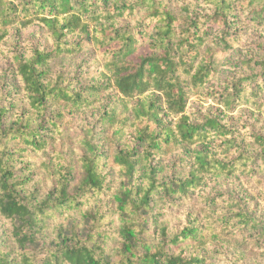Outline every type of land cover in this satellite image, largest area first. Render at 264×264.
Masks as SVG:
<instances>
[{
	"label": "trees",
	"instance_id": "obj_1",
	"mask_svg": "<svg viewBox=\"0 0 264 264\" xmlns=\"http://www.w3.org/2000/svg\"><path fill=\"white\" fill-rule=\"evenodd\" d=\"M171 5L172 0H0V44L17 24H41L52 38L50 53L35 50L30 58H13L15 94L25 99L27 109L14 111L10 94L0 93V217L10 223L12 244L8 249L0 242V264L207 263L201 249L223 238L227 228L216 233L189 224L174 233L166 227L152 231L156 206L189 198L206 177L264 173V135L237 143L224 123L234 104L246 101L247 88L251 96L264 88V44H258L257 56L236 63L248 74L220 94L214 115L195 121L187 114L191 98L233 51L234 24L246 19L264 27V0ZM72 37L80 40L70 42ZM84 47H92L101 60L95 74L100 83L75 90L61 75L50 78L51 59L77 55ZM109 92L113 101L78 139L83 150L79 179L72 184L68 166H59L44 196L28 192L31 180L18 175L16 164L28 151L45 148L46 131H60L57 121L63 114L53 106H66L75 115L94 108ZM216 141L225 157L212 153ZM175 148L183 149L178 164L190 163L185 175L163 158ZM229 153L235 154L232 159ZM104 159L114 174L104 173ZM113 180L116 228L101 208L87 207L106 194ZM227 211L225 224L237 220L234 228L252 230L264 243V226L248 211L241 206ZM112 233L118 238L115 247L107 245Z\"/></svg>",
	"mask_w": 264,
	"mask_h": 264
},
{
	"label": "rangeland",
	"instance_id": "obj_2",
	"mask_svg": "<svg viewBox=\"0 0 264 264\" xmlns=\"http://www.w3.org/2000/svg\"><path fill=\"white\" fill-rule=\"evenodd\" d=\"M185 0H172V8H179ZM246 19H241L234 24L233 30L238 31V41L233 51L221 62L216 75L207 81L204 88L194 95L188 105L187 114L193 120H201V116L207 113L215 114L220 108L218 100L220 94H227L228 88L238 79L246 76L248 71L237 67V62L253 56H257L258 44H264V27L248 24ZM247 22V23H246ZM128 22H126L127 24ZM80 40L72 37L70 42ZM50 53L52 51V38L41 24L35 23L26 28L17 24L9 29L5 40L0 44V93L10 94L8 102L14 105V111L23 112L27 109V102L15 94L19 90V84L11 73L13 58L15 56L30 58L35 51ZM101 66V60L92 47H84L83 50L71 57H58L51 59L49 63L50 78L61 75L67 81L70 80L73 89L79 90L90 83H100L101 80L95 74ZM264 86V83H261ZM256 89V86L253 87ZM251 88L245 91L246 101L236 103L235 110L228 111L224 123L231 129L237 138V143L251 142L255 134L264 135V88L256 96L250 95ZM110 93V92H109ZM103 94L102 100L94 108L86 109L75 115L68 114L66 106L55 104L52 111H60L63 117L57 121L59 132L46 131L45 138L48 141L42 151H28L17 161L16 169L19 176L29 177L31 184L28 192L35 191L39 196H44L55 184V172L59 166H68L67 172L74 184L79 179L78 160L83 155V150L77 144L79 137L87 126H93L103 109L113 101L112 93ZM248 96V97H247ZM97 133V129L94 128ZM218 141L211 145L213 154L222 158L223 153L218 150ZM22 146L16 145V148ZM106 149L111 151L109 144ZM183 155V149L175 148L167 152L163 157L169 166L173 163L176 173L185 175L190 163L181 166L179 158ZM235 154L229 153L233 158ZM108 159L102 161L105 174H114L115 168L111 167ZM115 180L110 184V189L102 197L91 201L89 206L101 208L113 221L116 228L118 221L111 209V195L116 188ZM235 202V204H233ZM243 207L251 215V219L264 226V173L261 175L244 176L238 174L230 179L206 177L203 184L195 190L189 198L182 199L171 206L167 203L156 206V222L152 231L166 227L169 233L181 230L189 224L211 229L219 233L225 227L224 237L210 240L201 251L207 256L206 264H264V243L256 239V233L249 229L234 228L237 220H229L227 209ZM71 215L80 220L79 214ZM10 223L0 217V242L8 249L11 248ZM118 243L116 233H112L107 245L115 247Z\"/></svg>",
	"mask_w": 264,
	"mask_h": 264
}]
</instances>
